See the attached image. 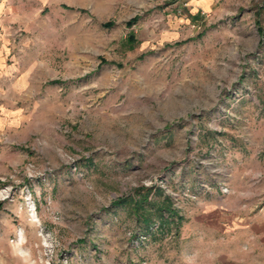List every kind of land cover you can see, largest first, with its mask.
<instances>
[{"label":"rangeland","instance_id":"1","mask_svg":"<svg viewBox=\"0 0 264 264\" xmlns=\"http://www.w3.org/2000/svg\"><path fill=\"white\" fill-rule=\"evenodd\" d=\"M4 12L0 264H264V0Z\"/></svg>","mask_w":264,"mask_h":264},{"label":"crops","instance_id":"2","mask_svg":"<svg viewBox=\"0 0 264 264\" xmlns=\"http://www.w3.org/2000/svg\"><path fill=\"white\" fill-rule=\"evenodd\" d=\"M9 3V0H0V30L2 31V27H1V23L5 17V12H4V5ZM6 14H9V9L7 11ZM1 36V33H0ZM4 52H5V45H3L2 43V39L0 38V97H3V92L4 91V80L6 81V78L4 77L5 74H8V71L6 68V64L4 61ZM20 82H14V84H19ZM14 87V86H13ZM18 87L15 86V88ZM12 88V86H11ZM214 217H211V219ZM251 223L253 224L252 227L255 228V233L252 236V239L254 242H256L257 244H262L263 247H261V250H263L264 252V206H261L258 208L257 210V215L255 217H252V219H250ZM253 228V229H254Z\"/></svg>","mask_w":264,"mask_h":264},{"label":"trees","instance_id":"3","mask_svg":"<svg viewBox=\"0 0 264 264\" xmlns=\"http://www.w3.org/2000/svg\"><path fill=\"white\" fill-rule=\"evenodd\" d=\"M137 20H138V18L134 19V21H132L130 24L132 25V24L136 23ZM112 26H113L112 23L105 24V27H107V28H111ZM136 42H137V40H136L135 36L133 34H130V36L127 40V45H130L131 49H133ZM145 199H146V201H148L147 198H145ZM130 203H133L132 199H128V200L127 199H120V200L115 202V205L123 207L125 204L129 205ZM145 209L146 208L143 205H141V203L135 202L133 210L137 214L138 221H141L142 223H144L145 227L148 228V225L151 222V217L146 216V214H144L143 211ZM165 211L171 212L170 207L169 206H165V207L163 206L159 209L158 213H159L161 218H163Z\"/></svg>","mask_w":264,"mask_h":264}]
</instances>
